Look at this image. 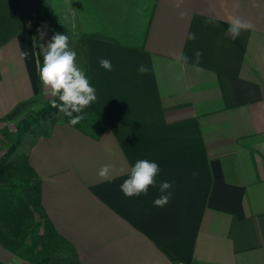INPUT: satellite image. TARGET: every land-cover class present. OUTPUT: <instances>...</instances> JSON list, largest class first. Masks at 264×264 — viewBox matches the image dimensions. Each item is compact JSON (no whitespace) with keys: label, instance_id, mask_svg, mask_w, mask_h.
I'll list each match as a JSON object with an SVG mask.
<instances>
[{"label":"crops","instance_id":"obj_1","mask_svg":"<svg viewBox=\"0 0 264 264\" xmlns=\"http://www.w3.org/2000/svg\"><path fill=\"white\" fill-rule=\"evenodd\" d=\"M174 4L138 0L128 27L147 13L142 44L86 36L97 100L82 113L98 122L92 132L58 123L31 148L43 206L82 264H264V0ZM233 15L254 25L234 41L225 36ZM24 20L16 0H0V152L18 117L51 97L33 47L42 24ZM180 52L188 64L177 63ZM141 64L147 74L137 72ZM140 159L159 165L158 183L174 182L163 208L153 206L158 186L130 198L120 191ZM105 164L115 166L111 182L98 176Z\"/></svg>","mask_w":264,"mask_h":264},{"label":"trees","instance_id":"obj_2","mask_svg":"<svg viewBox=\"0 0 264 264\" xmlns=\"http://www.w3.org/2000/svg\"><path fill=\"white\" fill-rule=\"evenodd\" d=\"M18 14L20 16L21 12ZM147 21V13L144 15L139 10V24L131 27L132 34H125L126 38L139 39L142 44ZM51 29L54 33L68 35L70 48L77 53L76 63L88 78L86 36L92 33L119 40L114 31L111 34L76 32L64 22L52 23ZM127 42H130L129 39ZM54 99L60 103L58 98L51 96L37 108L24 111L16 120L13 139L0 152V246L22 260L32 259L33 264H82L76 247L54 227L47 214L42 203V179L30 162L31 148L40 137L51 135L58 123L70 124L71 117L52 107ZM81 115L84 118L75 126L92 132L95 126L89 127L88 115ZM24 210L28 215L23 218ZM31 224L34 225L32 228ZM0 264L8 263L0 259Z\"/></svg>","mask_w":264,"mask_h":264},{"label":"clouds","instance_id":"obj_3","mask_svg":"<svg viewBox=\"0 0 264 264\" xmlns=\"http://www.w3.org/2000/svg\"><path fill=\"white\" fill-rule=\"evenodd\" d=\"M183 0H175L174 6L179 9ZM238 7V5H236ZM181 19L188 16L186 11L179 12ZM206 23H214L212 18L206 20ZM228 27L225 30V36L231 40H236L242 31L252 29L254 25L251 21L242 19L237 15L230 16ZM47 25H42L36 29L39 39L34 40L33 47H39L42 55V64L38 63V75L40 82L49 90V94L58 98L59 104L54 99L52 107L58 108L59 112L71 117L69 123L72 126L78 124L84 117L81 115L83 110L91 106L96 100V89L91 86L89 78L85 72L77 65L75 50L70 48L69 37L67 34L54 33L46 43ZM196 34L189 32L187 39L196 40ZM22 57L27 58L29 53L22 52ZM203 55L201 51L194 53V64L199 65L200 58ZM175 59L177 63L188 64L189 57L183 52L176 54ZM99 65L106 71H112V62L107 58H100ZM137 72L139 74H147L149 68L145 64H141ZM182 75L176 77L177 80L182 79ZM73 113L77 115L73 116ZM115 166L112 164H105L98 171V176L103 181L111 182ZM161 169L155 162L140 159L130 167L128 178L120 185V191L125 197L139 196L141 194L148 195L150 187H157L161 195L153 200V206L163 208L172 198L173 183L170 181L157 182L156 177L159 175ZM196 175V173H194Z\"/></svg>","mask_w":264,"mask_h":264},{"label":"rangeland","instance_id":"obj_4","mask_svg":"<svg viewBox=\"0 0 264 264\" xmlns=\"http://www.w3.org/2000/svg\"><path fill=\"white\" fill-rule=\"evenodd\" d=\"M35 1L37 2L38 10H36V20L34 22L38 23V25L46 24L51 28L52 23L64 22L74 31L82 30L88 32L100 29L102 32H108L110 34L114 31L115 34L121 38H126L127 36L125 34H130L128 31L131 29V27H128V23L131 20L130 13L133 14L136 11L134 8L138 6V0H94L91 1L92 6L89 4V0ZM104 22L107 24V27L103 26ZM126 39L131 40L129 37ZM34 108H37V105H35ZM89 119L91 118L89 117ZM89 119V127L95 126V123L98 122L95 119ZM22 215L23 218L27 216V211L24 210ZM16 224H14V226H16ZM33 226L34 225L31 224L30 228ZM1 253L0 258L5 260L8 264L33 263L32 259L22 260L17 255L13 257L12 254H9V257Z\"/></svg>","mask_w":264,"mask_h":264},{"label":"water","instance_id":"obj_5","mask_svg":"<svg viewBox=\"0 0 264 264\" xmlns=\"http://www.w3.org/2000/svg\"><path fill=\"white\" fill-rule=\"evenodd\" d=\"M27 23L36 20L37 2L35 0H16Z\"/></svg>","mask_w":264,"mask_h":264},{"label":"built area","instance_id":"obj_6","mask_svg":"<svg viewBox=\"0 0 264 264\" xmlns=\"http://www.w3.org/2000/svg\"><path fill=\"white\" fill-rule=\"evenodd\" d=\"M178 264H185L184 262H179Z\"/></svg>","mask_w":264,"mask_h":264}]
</instances>
